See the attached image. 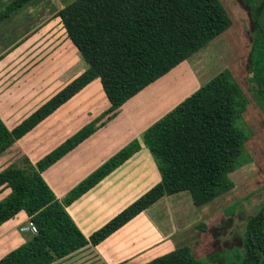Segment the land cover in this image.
Wrapping results in <instances>:
<instances>
[{
  "label": "trees",
  "instance_id": "obj_1",
  "mask_svg": "<svg viewBox=\"0 0 264 264\" xmlns=\"http://www.w3.org/2000/svg\"><path fill=\"white\" fill-rule=\"evenodd\" d=\"M30 1L10 0L0 10V22ZM245 4L253 23L249 90L264 114V0ZM56 15L88 67L15 127L0 117V154L97 77L110 107L36 163L24 158L0 171V190L10 189L0 200V224L23 210L37 227L0 264H49L88 243L98 244L166 194L189 190L196 205L206 203L232 189L230 174L253 160L243 119L249 99L225 68L144 131L161 180L86 237L67 205L138 151L140 141L123 147L63 199L43 170L93 133L104 116L116 115L124 102L227 30L232 20L222 0H73ZM197 228L204 231L207 225L201 221ZM237 248L212 255V262L264 264V211L246 218ZM143 264L203 263L184 244Z\"/></svg>",
  "mask_w": 264,
  "mask_h": 264
},
{
  "label": "crops",
  "instance_id": "obj_2",
  "mask_svg": "<svg viewBox=\"0 0 264 264\" xmlns=\"http://www.w3.org/2000/svg\"><path fill=\"white\" fill-rule=\"evenodd\" d=\"M59 21L63 24L61 17L49 15L0 52V117L9 128L19 124L88 67L64 25L63 32L57 31ZM64 32L79 54L71 48L62 51L51 50L49 46L43 50L50 45L45 41ZM79 57L84 63L80 67L75 62ZM190 57L124 102L116 115L104 116L93 133L43 170L50 188L57 198L63 199L123 147L135 139L140 141L138 151L67 205V212L86 237L161 180L143 134L202 85L197 84L192 91L183 94L184 89L176 85L180 83L176 82L177 78L172 80L173 72ZM189 73H183L178 80H186ZM109 107L110 102L97 77L2 152L0 171L11 163H21L24 158L36 163ZM234 188L201 205L195 204L189 190L163 195L103 241L88 243L49 264H143L180 245L188 244L192 248L190 243L181 242L198 229L201 221L207 222L219 214L218 201L227 203L233 199ZM9 191L7 187L2 188L0 200ZM29 219L21 210L0 224V259L33 233L22 230Z\"/></svg>",
  "mask_w": 264,
  "mask_h": 264
},
{
  "label": "rangeland",
  "instance_id": "obj_3",
  "mask_svg": "<svg viewBox=\"0 0 264 264\" xmlns=\"http://www.w3.org/2000/svg\"><path fill=\"white\" fill-rule=\"evenodd\" d=\"M9 1L0 0V10ZM72 1L31 0L19 11L12 12V15L0 23V52L23 32L37 27L49 15L56 14L60 8ZM222 2L231 17V26L193 54L173 72L172 77V80L177 78L176 82L180 83L176 85L184 89L182 93L186 94L197 84L206 83L223 69L229 68L249 99L243 112V119L250 130V137L245 145L252 154L253 161L230 174L235 183L232 191L234 197L228 201L229 203H226V200L218 201L221 205L219 214L216 213L205 222L206 230H194L191 236L188 235L189 237L181 242L190 243L194 255L203 264H224V260L221 259L213 263L214 257L211 256H216L219 252L228 255L229 252L237 251V247L242 244L246 218L260 210L264 211V114L249 90L251 73L248 53L252 42L253 23L245 0H222ZM61 24L59 21L60 29L57 31L63 32L64 27ZM64 34L65 32L53 35L50 41H45L50 45L43 47V50L48 49L49 46L51 50L69 51L71 48L75 54H79ZM75 62H78V67L84 64L81 57ZM189 71L191 74L189 78L178 80L183 77V73Z\"/></svg>",
  "mask_w": 264,
  "mask_h": 264
},
{
  "label": "built area",
  "instance_id": "obj_4",
  "mask_svg": "<svg viewBox=\"0 0 264 264\" xmlns=\"http://www.w3.org/2000/svg\"><path fill=\"white\" fill-rule=\"evenodd\" d=\"M22 230H29L34 233L37 232V227L34 221L32 219H29L27 221V224L22 228Z\"/></svg>",
  "mask_w": 264,
  "mask_h": 264
},
{
  "label": "flooded vegetation",
  "instance_id": "obj_5",
  "mask_svg": "<svg viewBox=\"0 0 264 264\" xmlns=\"http://www.w3.org/2000/svg\"><path fill=\"white\" fill-rule=\"evenodd\" d=\"M253 161V160H252Z\"/></svg>",
  "mask_w": 264,
  "mask_h": 264
}]
</instances>
